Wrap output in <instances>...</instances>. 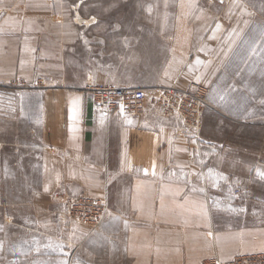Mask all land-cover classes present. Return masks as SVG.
<instances>
[{"label": "crops", "instance_id": "crops-1", "mask_svg": "<svg viewBox=\"0 0 264 264\" xmlns=\"http://www.w3.org/2000/svg\"><path fill=\"white\" fill-rule=\"evenodd\" d=\"M242 12L214 0H0V85L37 98L35 112L18 115L25 138L0 143L16 152L5 164L15 175L0 170V264L264 255V164H234L231 148L209 142L216 103L207 100L196 135L162 116L152 96L211 89L248 30ZM99 84L144 89L148 100L136 114L98 111L86 89ZM83 195L107 211L96 229L67 214Z\"/></svg>", "mask_w": 264, "mask_h": 264}, {"label": "rangeland", "instance_id": "rangeland-1", "mask_svg": "<svg viewBox=\"0 0 264 264\" xmlns=\"http://www.w3.org/2000/svg\"><path fill=\"white\" fill-rule=\"evenodd\" d=\"M77 1L73 0L74 3ZM231 2H235V5L243 10L248 30L234 56L219 72L213 87L209 90L207 88L205 99L216 103L218 110H208L204 128L209 135V142L216 141L217 143H214L221 148H225V145L231 148L232 152L228 154H231L229 156H232L234 164L236 161H242L253 166L258 163L264 164V0H230ZM78 29L79 31L81 29L79 24ZM33 100H37L36 95L26 87L17 89L13 84L0 85V143L8 141L11 144L25 138L27 125L25 121L18 119V115L22 116L24 113L28 116L35 112L31 105ZM225 115L232 117L233 120ZM202 116L199 132L203 127ZM180 124L188 129L183 122L180 121ZM228 130L232 133L227 132ZM12 146L9 145V152L0 151V170L8 168L5 165L7 160L10 162L16 157L15 147ZM228 160L230 158H227ZM8 169L12 171L11 175H15L12 166L9 165ZM30 170L31 165L28 167L26 164L25 180L29 179L27 175ZM221 178L222 181L219 183L230 185L228 189L234 192L232 189L235 181ZM260 190L264 193V186H260ZM238 191L236 193H240ZM250 192L256 193L251 190ZM74 200L78 201L77 205L82 206L81 209H77L71 203L72 200L68 201L67 214L74 222L86 223L93 229L103 223L104 220L97 225L104 210L89 195L78 196ZM253 213H256V210L250 208V215ZM83 215L93 217L86 222ZM250 220L255 222L256 219ZM258 221L264 222V217ZM238 257L246 258L240 259L238 264H264V255Z\"/></svg>", "mask_w": 264, "mask_h": 264}, {"label": "built area", "instance_id": "built-area-1", "mask_svg": "<svg viewBox=\"0 0 264 264\" xmlns=\"http://www.w3.org/2000/svg\"><path fill=\"white\" fill-rule=\"evenodd\" d=\"M214 1H218L222 4L230 3V0ZM86 90L92 94L96 110L106 113H111L114 109L122 105L128 113L136 114L140 112L143 105L148 100L146 91L140 88H121L114 85L99 84L96 86H88ZM206 94L207 88L205 86L192 84L188 89L171 87L161 90L153 96V99L155 106L162 116L175 118L183 122L189 130L193 128L194 130H192V133L197 135L199 133L202 112L204 108L208 106L205 99ZM71 203L74 204L77 209H81L82 207L76 204L78 203L76 200H72ZM103 210V215H101L97 225L100 224L107 215L106 209ZM92 217L93 215H83V219L86 222L91 220ZM240 259L246 258L237 257L231 263H224L217 258H213L208 264H238Z\"/></svg>", "mask_w": 264, "mask_h": 264}, {"label": "snow or ice", "instance_id": "snow-or-ice-1", "mask_svg": "<svg viewBox=\"0 0 264 264\" xmlns=\"http://www.w3.org/2000/svg\"><path fill=\"white\" fill-rule=\"evenodd\" d=\"M261 175H264V173H261Z\"/></svg>", "mask_w": 264, "mask_h": 264}]
</instances>
